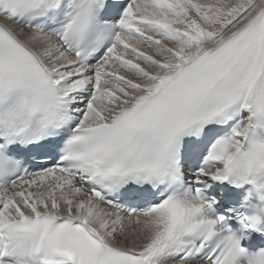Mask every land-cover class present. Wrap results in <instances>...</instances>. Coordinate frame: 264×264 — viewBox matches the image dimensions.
<instances>
[{
  "label": "snow or ice",
  "instance_id": "snow-or-ice-1",
  "mask_svg": "<svg viewBox=\"0 0 264 264\" xmlns=\"http://www.w3.org/2000/svg\"><path fill=\"white\" fill-rule=\"evenodd\" d=\"M0 264H264V0H0Z\"/></svg>",
  "mask_w": 264,
  "mask_h": 264
}]
</instances>
